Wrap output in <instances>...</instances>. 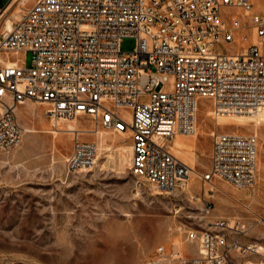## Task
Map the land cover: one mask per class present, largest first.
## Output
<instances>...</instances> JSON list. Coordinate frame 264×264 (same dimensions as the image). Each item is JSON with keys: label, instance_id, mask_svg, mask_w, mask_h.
Segmentation results:
<instances>
[{"label": "built area", "instance_id": "2783aa9c", "mask_svg": "<svg viewBox=\"0 0 264 264\" xmlns=\"http://www.w3.org/2000/svg\"><path fill=\"white\" fill-rule=\"evenodd\" d=\"M1 1L0 11L13 0ZM248 28L258 42L228 51L237 34L248 40ZM127 37L137 44L125 53L120 45ZM263 45L264 12L254 10L253 0H34L0 34V148L20 144L17 106L39 103L56 124L72 114L127 132L131 174L174 193L192 169L171 146L177 136L195 134L202 100L216 118L264 108ZM23 51L32 53L30 67L11 59ZM211 137V168L201 181L252 189L257 134L215 130ZM97 148L76 134L67 168L90 169ZM188 216L198 219L197 227L185 226L195 252L168 254L159 247L149 264H264V238L248 241L246 223L216 216L211 201Z\"/></svg>", "mask_w": 264, "mask_h": 264}, {"label": "rangeland", "instance_id": "374dc122", "mask_svg": "<svg viewBox=\"0 0 264 264\" xmlns=\"http://www.w3.org/2000/svg\"><path fill=\"white\" fill-rule=\"evenodd\" d=\"M24 1L14 2L2 16L0 34L6 19L15 21L14 14L21 15L22 8L34 2ZM253 3L254 10L264 12V0ZM230 13L247 22L240 11ZM246 33L248 40L240 41L237 34L235 42L226 46L228 51H242L258 42L251 29ZM136 44L135 37H127L120 49L128 53ZM11 59H21L30 67L32 53L23 51ZM45 109L34 102L18 106L20 144L10 151L0 148V264H149L159 247L168 254L178 250L191 255L195 249L187 241L185 226L197 227L198 219L188 215L207 201L222 217L246 223L248 241H263L264 108L254 115L216 118L212 104L202 100L195 130L199 134L176 137L190 147V153L175 152L174 143L171 146L174 155L193 169L185 187L174 193L159 192L131 174L128 137L120 140V133L85 116L65 114L56 124L45 116ZM69 125L77 130L80 141L98 147L96 164L90 169L72 172L67 168L75 141V135L66 130ZM92 130L98 133L87 132ZM215 130L257 134L252 189L236 190L221 180L201 181L211 168Z\"/></svg>", "mask_w": 264, "mask_h": 264}, {"label": "bare ground", "instance_id": "6f19581e", "mask_svg": "<svg viewBox=\"0 0 264 264\" xmlns=\"http://www.w3.org/2000/svg\"><path fill=\"white\" fill-rule=\"evenodd\" d=\"M19 0H13V2L12 3H10L4 10H2V11H0V19L2 18V16H4L10 9H11V7L13 6V3L14 2H18ZM26 1V0H25ZM17 13H19V11L17 12ZM17 13H15L14 14V19H15V21H17L19 18H20V15L19 14H17ZM14 20H12V19H6V21H5V32H7V31H9V30H11L12 29V27H13V24H14V22H15ZM13 62L12 61H8V62H6V65H10V64H12ZM256 114H257V112H256ZM57 131H62V130H64V129H61V128H57L56 129ZM67 131H69V134H73V135H76V134H78L76 131L77 130H75L71 125H69V127L66 129ZM87 132H95V133H98L97 132V130H92V131H87ZM214 132V131H213ZM200 133L201 134H203V135H205V132L204 131H200ZM56 134V133H55ZM197 134H199V132L197 133V131H195V134L194 135H197ZM180 136V135H179ZM128 137V133L127 132H122V133H120V140H125L126 138ZM194 142H195V140H193ZM173 143H174V146H173V149H174V151L175 152H177V151H179V150H183V151H185V152H187V153H190V151H191V149H190V147H188V146H186V145H184L183 143H181V141H180V139L179 138H175L174 139V141H173ZM121 149L122 148H124V147H122L123 146V144H119L118 145ZM127 148H129V152H130V157H131V145H129ZM119 161H120V163H122V161H123V156H122V154H119ZM191 168V167H190ZM192 169V168H191ZM192 173H193V169H192ZM210 190H212V188L210 189ZM190 244V243H189Z\"/></svg>", "mask_w": 264, "mask_h": 264}, {"label": "crops", "instance_id": "0c3cea01", "mask_svg": "<svg viewBox=\"0 0 264 264\" xmlns=\"http://www.w3.org/2000/svg\"><path fill=\"white\" fill-rule=\"evenodd\" d=\"M20 106V105H19ZM17 110H18V106H17V109H16V115H17ZM214 214L216 215V216H220V217H222V212H220V211H217V212H215L214 211Z\"/></svg>", "mask_w": 264, "mask_h": 264}]
</instances>
